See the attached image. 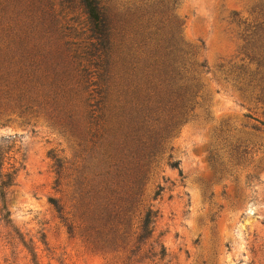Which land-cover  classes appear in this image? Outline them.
<instances>
[{
  "label": "rangeland",
  "instance_id": "1",
  "mask_svg": "<svg viewBox=\"0 0 264 264\" xmlns=\"http://www.w3.org/2000/svg\"><path fill=\"white\" fill-rule=\"evenodd\" d=\"M160 1L205 65L204 101L162 147L130 213L117 201L122 212L115 217L102 199L104 191L110 197L106 172L134 171L122 139L118 147L98 145L43 108L20 111L13 80L0 71V184L11 181L0 197V264H264V102L247 85L250 33L238 24L260 21L256 0ZM62 2L45 0L67 35L60 49L82 44L88 28L80 6ZM147 205L158 217L143 250L154 243L159 252L160 244L163 258L130 255Z\"/></svg>",
  "mask_w": 264,
  "mask_h": 264
},
{
  "label": "trees",
  "instance_id": "2",
  "mask_svg": "<svg viewBox=\"0 0 264 264\" xmlns=\"http://www.w3.org/2000/svg\"><path fill=\"white\" fill-rule=\"evenodd\" d=\"M74 3L86 15V38L82 44L66 42L60 49L67 35L45 0H0V42L4 46L0 71L13 80L20 111L43 108L98 145L106 140L117 145L122 139L134 171H126V176L121 171L106 172L110 197H104L105 191L102 194L109 202L105 209L109 207V213L117 217L136 207L155 173L151 170L157 166L162 147L204 101L200 75L205 65L181 39V24L163 1L63 0L62 6L69 9ZM255 8L260 20L256 25L238 24L250 33L247 44L253 69L245 68L247 85L264 102V0H256ZM166 164L178 169V163ZM10 182L0 184L2 202ZM101 185L105 190L106 183ZM157 189L153 200L161 191ZM49 201L61 214L58 202ZM117 201L127 203L128 208L120 211ZM5 210L2 203L0 214ZM157 217V210L144 206L131 256L141 254V260L165 256L160 244H156L159 252L154 243L143 250ZM67 230L74 232L71 225Z\"/></svg>",
  "mask_w": 264,
  "mask_h": 264
}]
</instances>
